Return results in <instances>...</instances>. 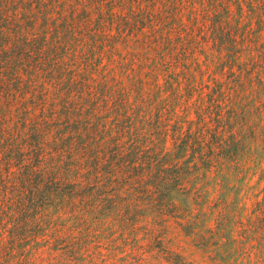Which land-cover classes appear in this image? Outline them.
Masks as SVG:
<instances>
[{
	"label": "trees",
	"instance_id": "obj_1",
	"mask_svg": "<svg viewBox=\"0 0 264 264\" xmlns=\"http://www.w3.org/2000/svg\"><path fill=\"white\" fill-rule=\"evenodd\" d=\"M250 170L264 178V0H0V264L92 259L176 201L198 218L211 173V237L238 216L237 251L264 257L263 202L243 222L226 184Z\"/></svg>",
	"mask_w": 264,
	"mask_h": 264
},
{
	"label": "rangeland",
	"instance_id": "obj_2",
	"mask_svg": "<svg viewBox=\"0 0 264 264\" xmlns=\"http://www.w3.org/2000/svg\"><path fill=\"white\" fill-rule=\"evenodd\" d=\"M230 9L237 16L235 7ZM182 16L188 19V13ZM114 75L118 77L116 72ZM259 175V171L253 174L250 170L243 180L238 181L241 173L236 179L234 175H229L226 181L228 186L235 184L241 189L238 207L243 222H246L244 216L257 207L256 202H263L261 205L264 207V178L259 180ZM209 176V183L205 187L208 200L202 209L205 214L198 218L195 215L199 210L194 203L191 209L183 212L184 206L176 201L179 208L169 209L172 211L161 218L154 213L140 217V221L135 224L139 229L134 234H115L99 239L98 247L96 243H91L89 252H93L92 259L88 253H83L84 250L78 249L58 250L52 255L54 259L45 253L39 255L44 258V264H264V257L255 247L250 248L255 245V241L246 243L244 253L237 251L240 244L232 240L244 239L239 236L242 227L234 222L238 216L227 225L229 230H224L222 237H211L209 230L216 231L217 210L220 209L215 207L219 196L216 182H220V179L214 173ZM235 195V192H231L229 200ZM186 214L190 215L184 218ZM130 221L132 223V219ZM149 228L154 229L153 235H145ZM64 245L61 244L62 248H65Z\"/></svg>",
	"mask_w": 264,
	"mask_h": 264
}]
</instances>
